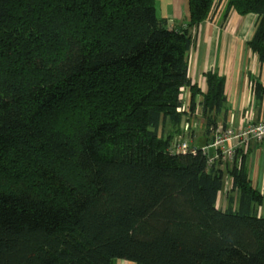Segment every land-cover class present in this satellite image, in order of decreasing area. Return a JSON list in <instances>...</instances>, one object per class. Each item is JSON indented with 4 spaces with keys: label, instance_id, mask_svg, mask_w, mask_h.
<instances>
[{
    "label": "trees",
    "instance_id": "trees-1",
    "mask_svg": "<svg viewBox=\"0 0 264 264\" xmlns=\"http://www.w3.org/2000/svg\"><path fill=\"white\" fill-rule=\"evenodd\" d=\"M222 1V21L257 16L247 46L264 65V0H188L181 25L156 0H0V264H264L249 147L229 169L169 151L182 90L188 114L201 95L191 31ZM205 80L209 134L226 98L221 76ZM225 173L237 197L222 211Z\"/></svg>",
    "mask_w": 264,
    "mask_h": 264
},
{
    "label": "crops",
    "instance_id": "crops-1",
    "mask_svg": "<svg viewBox=\"0 0 264 264\" xmlns=\"http://www.w3.org/2000/svg\"><path fill=\"white\" fill-rule=\"evenodd\" d=\"M161 9L160 18L167 20L171 25H181L188 22V0H156ZM225 2L222 1L217 9L203 21L196 29L191 31L192 43L187 52L188 78L199 89L201 95L196 96L195 109L188 114L190 91L182 90L180 96L181 108L179 112L187 114L181 124L180 136L194 140L196 130H202L204 141L191 142L193 146L206 147L207 158L213 156V150L209 147L214 132L220 128L239 129L248 123H255L264 119V98L257 107L248 76L257 79L264 88V65H260L258 58L247 46L250 40L257 16L248 14L239 16L231 11L228 17L222 21ZM171 10V15H168ZM172 16V17H171ZM211 16V17H210ZM209 72H215L224 79V95L226 98V116L218 117L216 129L207 134L203 126V116L199 102L206 92L205 76ZM188 115L190 119L188 121ZM187 134V135H186ZM239 141L236 140V144ZM247 155L248 178L253 188L263 196V203L258 215L264 217V138L259 143L248 145ZM232 161L221 165V169L230 168ZM231 178L225 173L223 188L217 195L216 207L222 211L228 207V199L233 197V209L236 207V192L231 191ZM128 262H125L126 264Z\"/></svg>",
    "mask_w": 264,
    "mask_h": 264
},
{
    "label": "built area",
    "instance_id": "built-area-1",
    "mask_svg": "<svg viewBox=\"0 0 264 264\" xmlns=\"http://www.w3.org/2000/svg\"><path fill=\"white\" fill-rule=\"evenodd\" d=\"M263 138L264 119L255 123H248L239 129L232 128L231 125L226 129L220 128L214 132L212 142L209 145L213 150V156L208 158V165L215 162L225 164L233 161L237 149L245 148L250 143H259ZM236 140L239 141L238 144H236ZM206 149V147L197 148L192 146L185 140H178L171 145L169 151L175 154L191 155L200 151L203 155H206Z\"/></svg>",
    "mask_w": 264,
    "mask_h": 264
},
{
    "label": "rangeland",
    "instance_id": "rangeland-1",
    "mask_svg": "<svg viewBox=\"0 0 264 264\" xmlns=\"http://www.w3.org/2000/svg\"><path fill=\"white\" fill-rule=\"evenodd\" d=\"M217 8H215V7H213V10H212V12L214 11V10H216ZM156 11H157V15H158V17H160V15H161V9L159 8V4H156ZM168 15H171V10H168ZM172 17V16H171ZM211 17V16H210ZM202 132V130H196V132L194 133V140H192L189 136H187L186 138L185 137H183V136H175L174 137V139H173V142H172V144L173 143H175V142H177L178 140H185V141H187L190 145H192L193 146V144H191V142H203L204 141V139H203V132ZM187 135V134H186ZM125 262H123V261H117L116 262V264H124ZM126 264H131V263H126Z\"/></svg>",
    "mask_w": 264,
    "mask_h": 264
}]
</instances>
